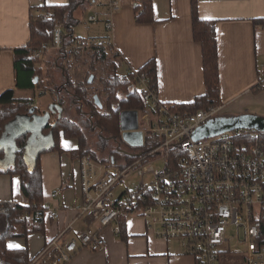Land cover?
<instances>
[{
    "label": "built area",
    "instance_id": "2783aa9c",
    "mask_svg": "<svg viewBox=\"0 0 264 264\" xmlns=\"http://www.w3.org/2000/svg\"><path fill=\"white\" fill-rule=\"evenodd\" d=\"M91 4L105 6L108 15L120 8L117 0ZM99 19L94 12L87 22ZM105 28H111L110 22ZM108 46L81 38L66 45L56 27L52 42L33 54L42 58L57 51L72 56ZM135 75L137 89L147 100V110L138 112L141 146L132 148V160L125 164L114 160L103 164L91 156L77 160L81 203L74 208L72 222L34 263L66 264L79 248L102 250L106 240L100 231L113 227L118 237L121 220L136 216L155 238L178 242L196 264H264V131L238 128L194 139L219 108L194 114L170 112L146 75ZM156 162L163 167L154 166ZM79 220L74 238L65 240L66 231ZM236 258L242 260L234 262Z\"/></svg>",
    "mask_w": 264,
    "mask_h": 264
},
{
    "label": "crops",
    "instance_id": "0c3cea01",
    "mask_svg": "<svg viewBox=\"0 0 264 264\" xmlns=\"http://www.w3.org/2000/svg\"><path fill=\"white\" fill-rule=\"evenodd\" d=\"M117 1L120 8L111 15L105 6L90 4L88 8L99 13L105 31L102 35L99 32L95 40L108 44L109 50L119 54L120 62L125 64L124 75L153 60L156 94L161 104H187L202 96V52L192 35L190 0H152L154 22L150 24L135 21V7L140 0ZM66 3L67 0H0V94L6 90H15L16 96L24 93L15 89L13 50L29 40L30 8ZM198 15L202 20L216 21L219 113L224 112L228 120L244 116L264 120V24L256 26L253 22L264 20V0H198ZM109 22L111 28L106 30ZM59 144L62 154L50 152L40 157L47 207L44 234L6 242L10 249L27 246L30 257L39 254L46 242L72 222L74 208L81 203L77 160L66 153L77 148V141L61 138ZM10 202L28 205L20 177L0 175V203ZM54 212L58 213L57 218ZM125 223L124 240L120 235L114 236L113 227L101 230L106 240L102 250L79 248L66 264H196L192 257L173 249L172 240L155 238L141 218L131 216ZM80 226L81 220L66 231L64 239L68 235L73 239ZM19 230L18 227L16 231ZM36 235L41 236L35 248ZM173 242L181 249L178 242ZM241 260L236 258L234 262Z\"/></svg>",
    "mask_w": 264,
    "mask_h": 264
},
{
    "label": "trees",
    "instance_id": "16d2710c",
    "mask_svg": "<svg viewBox=\"0 0 264 264\" xmlns=\"http://www.w3.org/2000/svg\"><path fill=\"white\" fill-rule=\"evenodd\" d=\"M93 1L95 0H67L64 5L30 8L29 40L25 46L13 50L15 89L24 93L16 96L15 90H6L0 94V175L20 177L21 190L28 200V205L0 203V264H33L38 256L37 254L35 257H30L27 246L10 249L6 242L11 239L26 240L30 234L43 235L45 232L46 209L42 191L41 155L50 152L62 154L64 151L60 148V139H75L77 148L66 151L72 160L91 156L103 164H109L111 159L120 162L119 164L129 163L132 160L131 154H122L108 145L109 142H120L121 112L147 110V100L137 89L135 74H145L151 89L157 90L156 65L153 60L144 64L135 73L128 72L120 76L117 74L119 54L103 47L93 49L90 54L91 67L101 65L106 70L101 88L96 93L98 98L101 95L104 98L103 111L97 109L93 96L88 94L93 84H88L89 77L77 84L65 80L62 87L55 91L56 94H52L53 90L49 92L47 84L37 78L43 74V68L40 66L41 59L34 56V51L52 42L56 27L61 28L64 43L71 45L77 39L73 35V28L78 24L74 13L78 9L85 10ZM190 15L193 39L200 45L202 52L205 93L196 97L191 103L164 104L168 111L177 114H194L220 106L216 21L200 19L198 0H190ZM135 21L138 24L154 22L152 0L137 2ZM253 22L256 26L264 24V20H253ZM59 54L65 59L71 57L64 52ZM78 54L79 52L74 53L76 56ZM62 71L65 76L64 70ZM60 91H64L67 97H61ZM46 93L55 96L53 104L60 106L63 112L60 119H57V115L53 119L51 117L49 125L42 132L41 140L30 141L29 135L21 136L14 141L4 137L6 125L15 117L28 114L36 97L41 98ZM67 101L76 107L78 114L87 117L85 120L87 128L98 130L107 144L97 145L95 151L88 147L84 125L73 121L65 114ZM37 112L40 114L35 108V113ZM97 153H104L105 157L99 158ZM125 220H121L120 239L122 240L125 239ZM18 227L20 230L17 232ZM48 243L46 242V245Z\"/></svg>",
    "mask_w": 264,
    "mask_h": 264
},
{
    "label": "rangeland",
    "instance_id": "374dc122",
    "mask_svg": "<svg viewBox=\"0 0 264 264\" xmlns=\"http://www.w3.org/2000/svg\"><path fill=\"white\" fill-rule=\"evenodd\" d=\"M92 7H87L85 10L78 9L74 15L76 19L78 20V24L73 28V35L75 38H81L85 40H95L94 37H98V33L100 32V35L104 34V28L102 26L101 20L98 23L89 24L87 22V17L91 15L94 11ZM90 54L91 51H79L78 56L72 55L68 58H63L62 54H59L57 51H50V53H46L41 59L40 66L43 68V74L40 77H37L41 82L47 84V89H49V92L51 90L52 94H56L55 91L57 89L62 87V84L65 80H69V82L73 84H77L79 82H83L86 77L93 76L92 86L89 90V95H96L97 91L101 88V82L105 78L106 70L103 69L101 65L95 66L94 68L91 67L90 64ZM124 68L125 64L123 62H118V68H117V74L122 76L124 75ZM65 76H63V71ZM136 76V75H135ZM89 84V85H91ZM59 95L61 97H67V94L64 91H60ZM28 96V95H26ZM97 96V95H96ZM54 95L45 94V96H42L41 98L35 99V103L32 105V108H36L40 111V114L47 111V108L53 104V98ZM100 101L103 105L104 98L101 95ZM98 109V108H97ZM99 110V109H98ZM100 111H103V109H100ZM37 114H39L37 112ZM65 114L71 118L73 121L78 122L82 125H84L85 133L88 138V147L92 150H96L97 145L101 144H107V142H104L103 138L100 136V133L98 130H91L90 127L87 128L85 125L86 116L80 115L76 112V107L66 102L65 105ZM238 117L232 118L236 119ZM228 119L224 112H221L213 117L209 122H216L220 120ZM140 116L139 113L133 110H128L120 113V123L121 126L123 124L126 125H135L136 129L138 130L140 128ZM110 148H113L114 150L120 151L122 154H132L135 151L132 149L131 146L126 144L122 139H120V142L117 143H110L108 145ZM99 158L105 157L104 153H97ZM154 166H160L163 167L162 162H156L154 163ZM41 235H36L37 238V245L34 247L36 248L38 246L39 240ZM72 239L71 235H68L67 240ZM36 240V239H35ZM11 242H18L17 239H11L9 240ZM33 242V241H32ZM173 249H177L180 254H183V251L179 248L177 244H175L173 241L170 243ZM33 247V248H34Z\"/></svg>",
    "mask_w": 264,
    "mask_h": 264
},
{
    "label": "water",
    "instance_id": "95a60500",
    "mask_svg": "<svg viewBox=\"0 0 264 264\" xmlns=\"http://www.w3.org/2000/svg\"><path fill=\"white\" fill-rule=\"evenodd\" d=\"M37 81V80H35ZM93 81V76L89 77L88 84ZM94 104L97 108H102L98 97L94 96ZM63 109L56 105L51 104L48 110L43 114L35 113V108H31L28 114L17 116L13 121L6 125L4 130V137L14 141L24 135H29L30 141L41 140L42 132L47 128L50 123L51 114L56 113L57 119L61 118ZM51 113V114H50ZM54 125V124H53ZM238 128L254 129L264 131V120L244 116L236 119H224L216 122H207L204 126L200 127L194 134V139H201L205 137L215 136L224 132L232 131ZM121 139L131 146L136 148L142 144V134L136 129V126L123 124L121 126ZM113 163V159H111Z\"/></svg>",
    "mask_w": 264,
    "mask_h": 264
},
{
    "label": "flooded vegetation",
    "instance_id": "af4514ba",
    "mask_svg": "<svg viewBox=\"0 0 264 264\" xmlns=\"http://www.w3.org/2000/svg\"><path fill=\"white\" fill-rule=\"evenodd\" d=\"M43 114V113H42ZM51 114V113H50ZM56 115V113H52L51 114V117H52V119H53V117Z\"/></svg>",
    "mask_w": 264,
    "mask_h": 264
},
{
    "label": "snow or ice",
    "instance_id": "6c2138e0",
    "mask_svg": "<svg viewBox=\"0 0 264 264\" xmlns=\"http://www.w3.org/2000/svg\"><path fill=\"white\" fill-rule=\"evenodd\" d=\"M10 247H12V246L10 245Z\"/></svg>",
    "mask_w": 264,
    "mask_h": 264
},
{
    "label": "bare ground",
    "instance_id": "6f19581e",
    "mask_svg": "<svg viewBox=\"0 0 264 264\" xmlns=\"http://www.w3.org/2000/svg\"><path fill=\"white\" fill-rule=\"evenodd\" d=\"M34 264V263H33Z\"/></svg>",
    "mask_w": 264,
    "mask_h": 264
}]
</instances>
